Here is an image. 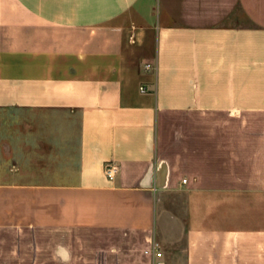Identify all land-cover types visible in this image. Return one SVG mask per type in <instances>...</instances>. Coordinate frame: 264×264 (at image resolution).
Returning <instances> with one entry per match:
<instances>
[{"label": "crops", "instance_id": "obj_1", "mask_svg": "<svg viewBox=\"0 0 264 264\" xmlns=\"http://www.w3.org/2000/svg\"><path fill=\"white\" fill-rule=\"evenodd\" d=\"M167 115L207 121L168 145ZM152 242L264 264V0H0V264Z\"/></svg>", "mask_w": 264, "mask_h": 264}, {"label": "rangeland", "instance_id": "obj_2", "mask_svg": "<svg viewBox=\"0 0 264 264\" xmlns=\"http://www.w3.org/2000/svg\"><path fill=\"white\" fill-rule=\"evenodd\" d=\"M207 121L206 116L201 115H167L166 119L163 121L162 130H163V137L165 138L168 145L170 143L173 144L175 135L177 133H181L182 129H184L188 134L193 126L200 125ZM162 205L159 206V210H161ZM168 218V219H167ZM165 217L162 213L159 214L158 217V226H157V235L162 237L164 234L163 231V224L164 221L167 220L170 222L171 218ZM86 238H90L92 236L90 233L82 235ZM182 253V252H181ZM183 256V254H182ZM140 264H149V259L144 256L139 259Z\"/></svg>", "mask_w": 264, "mask_h": 264}, {"label": "built area", "instance_id": "obj_3", "mask_svg": "<svg viewBox=\"0 0 264 264\" xmlns=\"http://www.w3.org/2000/svg\"><path fill=\"white\" fill-rule=\"evenodd\" d=\"M151 66L148 65L147 68L149 69ZM142 92H145L144 89H141ZM119 171V167L116 164H108L106 166V175L110 180H114L117 173ZM186 183L187 180H184ZM146 254L151 257L152 264H166L164 261V253L161 250V246L156 243L152 242V245L148 251H146Z\"/></svg>", "mask_w": 264, "mask_h": 264}]
</instances>
